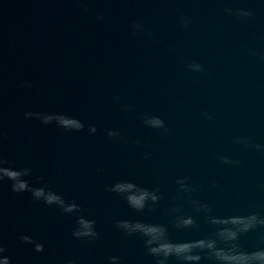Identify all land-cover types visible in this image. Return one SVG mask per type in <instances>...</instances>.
I'll use <instances>...</instances> for the list:
<instances>
[{
  "label": "water",
  "instance_id": "water-1",
  "mask_svg": "<svg viewBox=\"0 0 264 264\" xmlns=\"http://www.w3.org/2000/svg\"><path fill=\"white\" fill-rule=\"evenodd\" d=\"M0 264H264V0H0Z\"/></svg>",
  "mask_w": 264,
  "mask_h": 264
}]
</instances>
